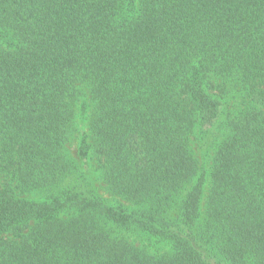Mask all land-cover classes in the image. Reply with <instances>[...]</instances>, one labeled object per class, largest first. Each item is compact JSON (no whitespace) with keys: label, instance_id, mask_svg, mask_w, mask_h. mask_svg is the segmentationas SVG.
<instances>
[{"label":"trees","instance_id":"1","mask_svg":"<svg viewBox=\"0 0 264 264\" xmlns=\"http://www.w3.org/2000/svg\"><path fill=\"white\" fill-rule=\"evenodd\" d=\"M0 264H264V0H0Z\"/></svg>","mask_w":264,"mask_h":264},{"label":"rangeland","instance_id":"2","mask_svg":"<svg viewBox=\"0 0 264 264\" xmlns=\"http://www.w3.org/2000/svg\"><path fill=\"white\" fill-rule=\"evenodd\" d=\"M68 150L71 155L76 156V151H77V140L73 139L71 140L70 143L67 145ZM192 148L194 151V155L202 169L205 171H209L210 166H211V161L214 155L215 151V142L213 144V139L209 138L208 140L204 141L200 137L197 138L196 141H193L192 143ZM91 157V156H89ZM88 168L91 172L89 175V179L92 181L94 187L96 188L98 194L101 195V197L106 201V203L110 202L111 199L113 198L112 196L107 193L100 181L97 178V173L95 171V162L93 159H88L87 162ZM85 168V167H84ZM207 181V180H206ZM208 183V182H206ZM30 198H33L30 196Z\"/></svg>","mask_w":264,"mask_h":264}]
</instances>
